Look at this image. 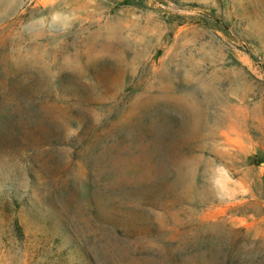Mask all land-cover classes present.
I'll return each instance as SVG.
<instances>
[{"label": "rangeland", "instance_id": "obj_1", "mask_svg": "<svg viewBox=\"0 0 264 264\" xmlns=\"http://www.w3.org/2000/svg\"><path fill=\"white\" fill-rule=\"evenodd\" d=\"M0 264H264V0H0Z\"/></svg>", "mask_w": 264, "mask_h": 264}]
</instances>
